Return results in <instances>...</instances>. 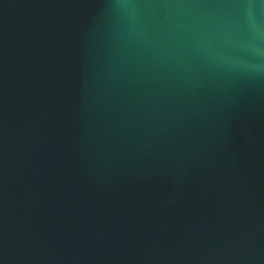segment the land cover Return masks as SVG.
Listing matches in <instances>:
<instances>
[{"label": "water", "instance_id": "1", "mask_svg": "<svg viewBox=\"0 0 264 264\" xmlns=\"http://www.w3.org/2000/svg\"><path fill=\"white\" fill-rule=\"evenodd\" d=\"M0 264H264V0H0Z\"/></svg>", "mask_w": 264, "mask_h": 264}]
</instances>
